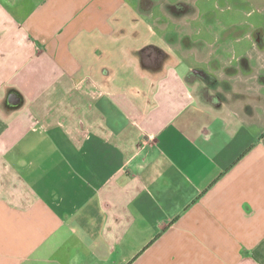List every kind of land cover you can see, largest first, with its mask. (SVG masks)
Here are the masks:
<instances>
[{
	"label": "crops",
	"instance_id": "obj_1",
	"mask_svg": "<svg viewBox=\"0 0 264 264\" xmlns=\"http://www.w3.org/2000/svg\"><path fill=\"white\" fill-rule=\"evenodd\" d=\"M220 2L0 0V264H264V25Z\"/></svg>",
	"mask_w": 264,
	"mask_h": 264
},
{
	"label": "rangeland",
	"instance_id": "obj_2",
	"mask_svg": "<svg viewBox=\"0 0 264 264\" xmlns=\"http://www.w3.org/2000/svg\"><path fill=\"white\" fill-rule=\"evenodd\" d=\"M236 0H221L220 5H217L215 10L217 12V14L221 15L226 23H230V21H232V14H237L240 13L241 17L246 18V19H251V18H256L258 17L260 20L259 25H264V13L261 12L260 10H258V8H256L255 6H252V8L250 6H248L249 4H243V10L242 11H235V9L237 8L236 4L237 2H234ZM239 1V0H237ZM251 9L253 10L252 16H249V11H251ZM171 17V16H170ZM178 23V27L177 28H181L180 24H183L182 27L186 28V24L184 21H177ZM164 24V22H163ZM162 24V25H163ZM191 80H195L196 77L192 75V77H190ZM196 92L198 94V97L200 100H206V96L203 94V90L202 88L199 87V84H196Z\"/></svg>",
	"mask_w": 264,
	"mask_h": 264
}]
</instances>
